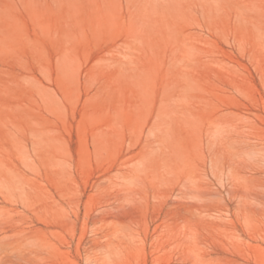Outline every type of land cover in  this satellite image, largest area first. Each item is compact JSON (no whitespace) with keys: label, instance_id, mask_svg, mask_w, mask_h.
Returning a JSON list of instances; mask_svg holds the SVG:
<instances>
[{"label":"rangeland","instance_id":"1","mask_svg":"<svg viewBox=\"0 0 264 264\" xmlns=\"http://www.w3.org/2000/svg\"><path fill=\"white\" fill-rule=\"evenodd\" d=\"M0 264H264V0H0Z\"/></svg>","mask_w":264,"mask_h":264}]
</instances>
